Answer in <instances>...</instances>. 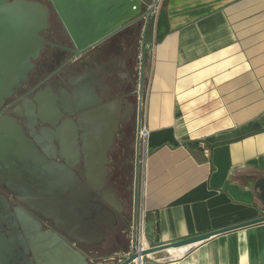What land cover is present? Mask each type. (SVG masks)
I'll list each match as a JSON object with an SVG mask.
<instances>
[{"label":"crops","instance_id":"0c3cea01","mask_svg":"<svg viewBox=\"0 0 264 264\" xmlns=\"http://www.w3.org/2000/svg\"><path fill=\"white\" fill-rule=\"evenodd\" d=\"M154 40L138 199L145 245L264 216V0H163ZM163 254L166 264H264V223Z\"/></svg>","mask_w":264,"mask_h":264},{"label":"flooded vegetation","instance_id":"af4514ba","mask_svg":"<svg viewBox=\"0 0 264 264\" xmlns=\"http://www.w3.org/2000/svg\"><path fill=\"white\" fill-rule=\"evenodd\" d=\"M27 1L47 7L48 28L42 32L43 49L32 61L27 80L3 103L0 116L14 117L39 153L48 160L73 166L71 171L79 184L61 195V206L69 209L71 215L61 230H57L51 218L36 216L21 202L24 198L20 194L0 184V241L11 247L14 256L12 264L41 262L31 244L36 232L26 231L21 225L18 214L24 211L38 221L40 234L56 233L80 250L88 264H111L128 252L133 243L130 230L134 229L139 218L138 195L135 191L131 192L127 171L118 161L128 149L131 131H134L136 140V130L142 117L145 90L142 61H137V52H141L146 29H143V22L135 27L123 28L89 51L77 54L69 39L63 36L51 3L47 0ZM140 32L142 36L138 48ZM82 94L90 97L83 102L89 107L78 109ZM114 103L120 106L117 130L106 151L103 185L94 189L99 184L90 178L93 188L88 185L84 158L85 153L91 152L96 133L90 130L86 113L107 112ZM84 188L108 209H112L110 192L114 193L119 207L115 211V224L109 227L104 220L107 225L100 227L99 243L95 241L96 235H91L84 238L89 244L79 245L67 234L75 236L68 224L76 221L74 213L79 204L73 202L72 195ZM76 238L83 240L82 237Z\"/></svg>","mask_w":264,"mask_h":264},{"label":"water","instance_id":"95a60500","mask_svg":"<svg viewBox=\"0 0 264 264\" xmlns=\"http://www.w3.org/2000/svg\"><path fill=\"white\" fill-rule=\"evenodd\" d=\"M47 1L51 3L57 21L61 24L63 36L69 39L77 54L89 51L123 28L135 27L143 22L145 30L151 12V9L147 8L151 0ZM48 19L49 10L41 3L0 0V107L27 80L32 61L43 49L42 32L48 28ZM142 51L143 42L141 53ZM81 96L78 101L81 106L78 109H85L89 105L83 102L90 97L85 94ZM109 108L107 112L86 113L89 116L90 130L96 133L91 152L85 153L84 158L88 185L93 188L90 178L97 180L99 184L94 189L103 185V177L106 175V151L117 130L119 103H114ZM63 157L65 158L64 155ZM72 168L73 166L59 165L48 160L39 153L14 117L0 116V184L20 194L24 198L21 202L36 216L51 218L57 230L63 229L64 222L71 219L70 210L61 206V195L65 190L79 184V180L71 171ZM84 190L81 189L78 194L72 195L73 202L79 204L74 213L76 221L68 224L72 226L71 230L75 236L67 234L70 240L79 245L89 244L85 239L91 235H96L95 241L99 243L100 227L108 223L109 227L115 224V211L119 207V200L112 192V209H108L99 199L92 198L91 191L86 188ZM18 215L23 229L36 232L31 244L34 253L41 260L37 264H88L82 252L62 237L53 232L40 234L37 220L24 211ZM104 220L107 224H104ZM262 223L264 216L176 242L151 246L139 254L133 252L122 262L115 261L111 264H131L138 257H147L154 253H160L161 264H166L167 258L163 253H168L170 249H190L212 237ZM76 237H82L83 240ZM13 257L11 247L0 241V264H12Z\"/></svg>","mask_w":264,"mask_h":264},{"label":"rangeland","instance_id":"374dc122","mask_svg":"<svg viewBox=\"0 0 264 264\" xmlns=\"http://www.w3.org/2000/svg\"><path fill=\"white\" fill-rule=\"evenodd\" d=\"M152 28L153 25L151 21L149 22L146 32L144 34V39H143V51L142 53L138 50L137 52V61L141 62L142 61V68H143V86L144 90L147 88V77H148V62L152 50V43L153 41V35H152ZM142 31V28H141ZM141 32L140 35L138 36V48L140 46V40H141ZM140 52V53H139ZM142 147L137 149V141L135 140L134 136V131H131L130 134V143L128 146V149L125 153V155L119 160L118 162L122 164L124 169L127 171L126 175L128 177V183H129V188L132 191H135L138 195L139 199V193H140V182H141V166H142V157H143V151ZM136 168H137V173H136ZM137 176V178H135ZM135 179L136 182L135 183ZM136 186V188H135ZM129 252V249H128ZM147 262L146 264H161L162 262H158L153 259H146Z\"/></svg>","mask_w":264,"mask_h":264},{"label":"built area","instance_id":"2783aa9c","mask_svg":"<svg viewBox=\"0 0 264 264\" xmlns=\"http://www.w3.org/2000/svg\"><path fill=\"white\" fill-rule=\"evenodd\" d=\"M162 1L163 0H151L149 2V4L147 5V8L151 9V12L149 13L148 24L151 21V23L153 25V28H152L153 41H154V34H155V22H156V19L158 17V14H159ZM148 134H149V130H148L147 125H146L144 106H143L142 117L138 123V127L136 130V141H137V149L138 150L140 147H142V149H143ZM202 149H203L204 155L208 156L209 151L204 147H202ZM144 239H145L144 226H143L142 219L139 217L134 229L132 228L130 230V240H133V243L131 242V244H130L129 252L121 255L118 258V262H122L123 260L128 258L133 252L139 254L142 250L149 248L145 245L146 243H145ZM146 259H150V258L138 257L131 264H146V262H147Z\"/></svg>","mask_w":264,"mask_h":264},{"label":"bare ground","instance_id":"6f19581e","mask_svg":"<svg viewBox=\"0 0 264 264\" xmlns=\"http://www.w3.org/2000/svg\"><path fill=\"white\" fill-rule=\"evenodd\" d=\"M187 249H188V247L170 249L168 251V253L170 254L169 258H171V259L180 258L187 251ZM147 257L150 259L156 260L158 262H160L162 260V256L160 253L149 254V255H147Z\"/></svg>","mask_w":264,"mask_h":264}]
</instances>
